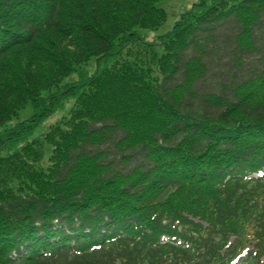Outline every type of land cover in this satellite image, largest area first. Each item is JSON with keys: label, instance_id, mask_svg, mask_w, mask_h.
<instances>
[{"label": "trees", "instance_id": "1", "mask_svg": "<svg viewBox=\"0 0 264 264\" xmlns=\"http://www.w3.org/2000/svg\"><path fill=\"white\" fill-rule=\"evenodd\" d=\"M161 1L0 0V264H260L264 0Z\"/></svg>", "mask_w": 264, "mask_h": 264}, {"label": "rangeland", "instance_id": "2", "mask_svg": "<svg viewBox=\"0 0 264 264\" xmlns=\"http://www.w3.org/2000/svg\"><path fill=\"white\" fill-rule=\"evenodd\" d=\"M198 1L199 0H162L159 7H161L166 11L168 20L160 30L147 32L146 33L147 40L152 42L155 40L156 36L160 34H165L167 31L171 30L175 22L180 19L182 13H185V11L189 10L193 6V4L197 3ZM102 65L105 66V63H103ZM233 69H234V65L231 62L230 65L228 66L222 65V72L224 73V75H226L228 71H231ZM71 80H77V78L73 77ZM72 104L73 102H69L68 104H66L65 107H63V109H61L60 112H58L57 114L49 118L47 121H45L39 127V129L36 130L34 134L28 138V141L32 142L34 139L40 137L41 135L46 134L53 125L61 122V120H63L65 115L67 114L68 110L71 108ZM32 113H33L32 107L28 106L25 110H23V112L20 115V119L16 121V124L23 123L25 121L28 123L30 121V116L32 115ZM13 125H15V123H13ZM42 167L43 168L48 167L47 156L43 161Z\"/></svg>", "mask_w": 264, "mask_h": 264}]
</instances>
